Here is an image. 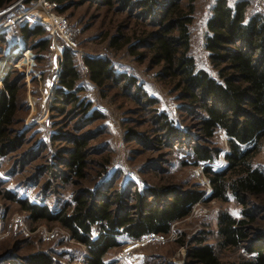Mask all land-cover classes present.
I'll return each instance as SVG.
<instances>
[{"label":"rangeland","instance_id":"374dc122","mask_svg":"<svg viewBox=\"0 0 264 264\" xmlns=\"http://www.w3.org/2000/svg\"><path fill=\"white\" fill-rule=\"evenodd\" d=\"M26 1L16 0L0 9V78L3 76V80L10 71L12 82H18L19 110L13 131L22 136V146L0 158V257L13 256L14 263H21L28 256L42 252L48 254L54 264H83L86 256L85 248L71 240L58 224L34 222L16 202L7 200V193L16 200L47 206L56 213L63 205L72 203L74 194L84 189L104 187L110 193L124 189L143 193L159 187L181 190L196 187L203 192L201 201L186 219L172 225L168 235H157L162 238L160 242L120 237L117 239L120 246L110 250L104 261L115 264H197L189 258V250L200 239L213 247L220 264H235L241 258H248L245 246L241 249L221 248L218 236L219 215L227 213L239 220L241 206L231 196L226 202L208 199L211 188L203 168L219 170L224 166L223 159L210 165L192 166L190 147L203 143L198 139V111L183 108L184 104L177 100L170 82L160 80V67H153L148 57L139 58L145 53L143 49L137 50L138 56H133L128 52V46L120 50L109 47L111 37L120 29L129 27L125 33L134 30L140 35L141 30L149 28L138 20L128 21L126 15L117 10L89 4H74L64 14L56 11L66 18L71 39L77 43L76 51L71 50L81 77L76 86L77 96L90 103L91 110L103 115L101 120L86 125L72 112L62 116L56 108L59 105L53 104L62 55L59 58L50 47L54 43L63 49L68 48L60 39L51 37L48 26L40 24L43 21L38 15L43 17V13L33 11L38 0ZM211 3L212 0L195 2L189 53L198 70L218 80L204 50L205 21ZM248 10V15H264V7L257 4H252ZM24 24L41 27L44 35L23 41L20 30ZM44 41L48 44L42 49ZM16 49L28 52L27 56L16 54L15 57L12 53ZM86 58L107 59L116 74L124 73L134 78L142 92L156 101L157 111L164 113L176 128L189 135V139L177 142L172 149L158 142L161 133L152 122L150 108L137 101L133 92L121 90L119 85L107 83L106 87L99 89L91 83L84 65ZM130 130L142 135L143 142L125 141ZM77 137L88 141V166L83 180L72 178L71 183H63L66 169L60 166L57 152L67 151L72 139ZM161 140L165 142L163 137ZM225 141L224 134L218 132L213 145L225 152ZM261 165H264V151L253 160L254 167ZM131 193L126 195V204L133 199ZM258 204V201H252L249 205L258 218V228L264 229V212L254 211ZM256 235L251 230L250 240Z\"/></svg>","mask_w":264,"mask_h":264},{"label":"trees","instance_id":"16d2710c","mask_svg":"<svg viewBox=\"0 0 264 264\" xmlns=\"http://www.w3.org/2000/svg\"><path fill=\"white\" fill-rule=\"evenodd\" d=\"M15 1L0 0V9ZM49 1L58 5L60 14L74 4H89L117 10L126 15L128 21L135 19L149 28L141 30L140 35L134 30L125 33L129 27L120 29L111 37L109 47L120 50L128 46V52L133 56H138L137 50L143 49L145 53L139 58L148 57L153 67H160V80L170 82L177 100L184 104L183 108L198 111V139L203 143L190 147L192 166L210 165L222 158L224 166L221 169L203 168L211 188L208 199L226 202L231 196L242 208L239 220L227 213L219 215L220 246L231 249L245 246L249 257L241 258L235 264H264V229L258 228V218L249 205L258 201L259 206L254 211L264 212V205H261L264 204V165L253 166L254 158L264 151V15H248V9L256 3L253 0H212L205 21L204 50L216 71L218 80H215L196 68L189 53L196 0ZM20 33L23 41H27L42 37L44 30L24 24ZM132 39L135 42L131 43ZM47 44L44 41L42 49ZM84 65L89 81L99 89L106 87L107 83L119 85L121 90L133 92L137 101L150 108L152 122L161 133L158 142L162 145L167 144L172 149L177 142L189 139V135L176 128L164 113L157 111L156 101L142 92L134 78L124 73L116 74L109 60L86 58ZM9 72L1 81L0 90V158L22 146V136L13 131L19 110L18 82H12ZM80 78L75 56L70 49H64L53 104L59 105L56 108L62 116L72 112L89 125L101 120L103 115L91 110L90 103L77 96L76 86ZM218 132L226 138L225 152L213 145ZM125 136L127 142L130 139L143 142L144 139L132 130ZM88 147L85 138L77 137L72 139L67 151L57 152L60 166L66 169L63 183H71L72 178L84 179ZM129 193L130 189L112 193L104 187L84 189L75 193L72 203L63 205L56 213L47 206L16 200L9 193L5 196L8 201L16 202L34 222L58 224L71 240L85 248L83 264H115L104 260L110 250L120 246L117 241L120 237L139 240L151 233L168 235L172 225L186 219L203 197V192L196 187L188 190L159 187L143 193L132 191L130 196L133 199L127 205L125 198ZM251 230L257 233L252 241L249 237ZM205 242L204 239L196 241L195 247L189 250V258L197 264H220L213 247ZM14 262L13 256L0 257V264H54L53 259L42 252L28 256L21 263Z\"/></svg>","mask_w":264,"mask_h":264},{"label":"built area","instance_id":"2783aa9c","mask_svg":"<svg viewBox=\"0 0 264 264\" xmlns=\"http://www.w3.org/2000/svg\"><path fill=\"white\" fill-rule=\"evenodd\" d=\"M253 1L257 5L264 7V0H253ZM57 9H58V5L55 2H51L49 0H38V2L36 3V6L33 7V11H37V12L39 11L43 13L44 16L42 17L38 15L39 16L38 19L40 20L42 19L41 21L43 22L40 23L41 25L48 26L50 28L49 31H50L51 37L53 39L54 38L60 39L65 48H68L75 52L77 48V43H75L71 39L70 29H69V25H68L66 18L61 15L56 14ZM50 50L54 51L57 54V56L61 58V55L64 49L58 46L57 44L53 43V45L50 47ZM20 51H23V50L16 49L14 50L12 54L15 55V57H17L18 54L20 55L22 54V56L23 55L27 56L28 52L23 51L20 53ZM5 70H7V67L5 68ZM6 72L4 73V75L6 74ZM2 77L0 78L1 80H2ZM142 238L144 239V241H147V242H160L162 240V238L152 233Z\"/></svg>","mask_w":264,"mask_h":264}]
</instances>
